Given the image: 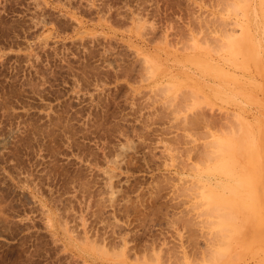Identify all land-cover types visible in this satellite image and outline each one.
Masks as SVG:
<instances>
[{
  "label": "rangeland",
  "instance_id": "obj_1",
  "mask_svg": "<svg viewBox=\"0 0 264 264\" xmlns=\"http://www.w3.org/2000/svg\"><path fill=\"white\" fill-rule=\"evenodd\" d=\"M0 264H264V0H0Z\"/></svg>",
  "mask_w": 264,
  "mask_h": 264
},
{
  "label": "bare ground",
  "instance_id": "obj_2",
  "mask_svg": "<svg viewBox=\"0 0 264 264\" xmlns=\"http://www.w3.org/2000/svg\"><path fill=\"white\" fill-rule=\"evenodd\" d=\"M201 170V169H200Z\"/></svg>",
  "mask_w": 264,
  "mask_h": 264
}]
</instances>
